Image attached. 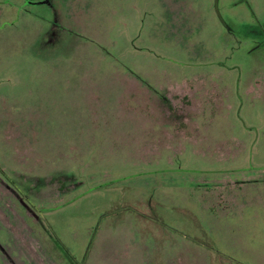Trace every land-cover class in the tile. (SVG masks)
Listing matches in <instances>:
<instances>
[{
  "label": "rangeland",
  "instance_id": "obj_1",
  "mask_svg": "<svg viewBox=\"0 0 264 264\" xmlns=\"http://www.w3.org/2000/svg\"><path fill=\"white\" fill-rule=\"evenodd\" d=\"M263 172L264 0H0V264H264Z\"/></svg>",
  "mask_w": 264,
  "mask_h": 264
},
{
  "label": "crops",
  "instance_id": "obj_2",
  "mask_svg": "<svg viewBox=\"0 0 264 264\" xmlns=\"http://www.w3.org/2000/svg\"><path fill=\"white\" fill-rule=\"evenodd\" d=\"M262 174H264V172ZM252 177H254V176L252 175ZM5 186L6 185L0 180V225H5L6 223H5V221H4L3 218H5L6 215H10V212L8 210L9 209L8 208L9 207L8 206L9 201L7 200V198H10V199L14 198V199H16L17 200V204H20L21 205V203L19 202V199H17L15 196H13L11 194V191L6 188L7 186L6 187ZM250 186L251 187H245V188L247 189L246 192L249 195L248 196V199H249L250 203L254 204L252 202V200H251V199H253L252 198V195L253 194H260V195L261 194H264V186H262V185H255L253 183H251ZM254 205H259V208L260 209H264V196L263 197L261 196L255 202Z\"/></svg>",
  "mask_w": 264,
  "mask_h": 264
}]
</instances>
